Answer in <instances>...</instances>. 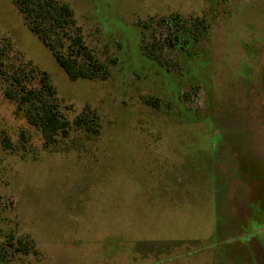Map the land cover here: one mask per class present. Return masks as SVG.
Masks as SVG:
<instances>
[{
	"label": "rangeland",
	"instance_id": "1",
	"mask_svg": "<svg viewBox=\"0 0 264 264\" xmlns=\"http://www.w3.org/2000/svg\"><path fill=\"white\" fill-rule=\"evenodd\" d=\"M60 1L105 81H70L11 0L0 40L49 75L69 121L97 113L99 134L45 150L0 84V236L37 252L10 264H264V0ZM171 14L207 21L191 56L161 44Z\"/></svg>",
	"mask_w": 264,
	"mask_h": 264
},
{
	"label": "trees",
	"instance_id": "2",
	"mask_svg": "<svg viewBox=\"0 0 264 264\" xmlns=\"http://www.w3.org/2000/svg\"><path fill=\"white\" fill-rule=\"evenodd\" d=\"M11 2L22 16L25 26L50 51L70 81H105L108 78L110 64L102 61L88 46L75 13L67 3L60 0ZM155 24L160 28L157 35L163 48L177 50L186 56H191L194 47L208 36L209 26L205 18L171 14L160 17ZM151 37L157 38L154 34ZM142 49L154 55L153 49L149 51L147 46ZM0 84L3 97L15 106V113L36 130L45 150H51L60 139L68 138L74 129L87 136L96 137L99 134L97 113L87 108L69 121L61 110L49 75L20 61L6 39L0 40ZM145 104L156 107L160 102L147 98ZM21 136L24 138L23 131ZM10 144L4 138L1 148L11 149ZM34 252L37 253L35 244L27 237L17 236L10 231L0 236V264H10L17 256H28Z\"/></svg>",
	"mask_w": 264,
	"mask_h": 264
}]
</instances>
